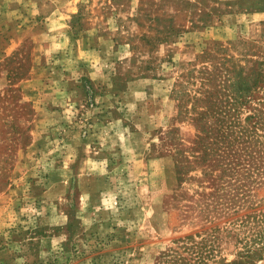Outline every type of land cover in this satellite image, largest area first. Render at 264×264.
<instances>
[{
	"label": "rangeland",
	"instance_id": "374dc122",
	"mask_svg": "<svg viewBox=\"0 0 264 264\" xmlns=\"http://www.w3.org/2000/svg\"><path fill=\"white\" fill-rule=\"evenodd\" d=\"M263 3L0 0V264H264V186L214 160L262 133L264 79L223 89L259 69Z\"/></svg>",
	"mask_w": 264,
	"mask_h": 264
},
{
	"label": "trees",
	"instance_id": "16d2710c",
	"mask_svg": "<svg viewBox=\"0 0 264 264\" xmlns=\"http://www.w3.org/2000/svg\"><path fill=\"white\" fill-rule=\"evenodd\" d=\"M261 8H264V3L263 7ZM257 65L259 69H254L249 77H241L240 75H237L236 79L230 81L228 87L223 90L234 93L239 98L246 97L252 92L255 87L258 86V83L262 79H264V58ZM216 71L217 67H213V70L211 72H204V74H207V77L204 78V81L200 82V86L202 87L200 94H203V92H205L203 90V86H205L207 83L212 82L215 87L219 86L215 85L216 79L215 76H213ZM218 91H221V89H219ZM199 97L201 96L194 98V102L195 106H198L200 103H204V105L200 106L202 110L197 112L200 118H202L204 114L207 115L210 109L216 108L217 103H211L209 100H207L208 97L207 99ZM261 105H263L264 107V101L261 102ZM212 112H214V110H212ZM218 113L220 114L221 110H219ZM213 115L214 114H211V117H213ZM257 115L258 114H255L253 117H256ZM258 123H260V125H253V127L258 126V128L262 131L261 134L257 133L254 129L244 131L243 134L246 135V138H240L236 135L233 137L231 143H228L227 145H216L214 151V160H217L215 163L219 167V173L217 176L218 179L225 178V176H228V179L239 178L241 182H239V184L237 185V189L239 186L243 188H250V186L254 184H256L257 187L264 186V111L258 119ZM205 155V152H203V162L206 161ZM204 175H207V173H205ZM229 189L230 183H222L218 188H214V193L216 192L220 194L222 191V193L225 192L224 194L227 195ZM235 193L237 194L238 192ZM235 193H233V195H235ZM242 193L243 194L241 196L244 197L246 192L243 191ZM221 195H218V197H220ZM226 200H228L229 203L231 202L229 205L230 208L240 206V203L233 202V197H230ZM262 235H264V230L261 232V236ZM261 250V248L246 249L243 253L246 254V257L257 258L260 256L257 254Z\"/></svg>",
	"mask_w": 264,
	"mask_h": 264
}]
</instances>
